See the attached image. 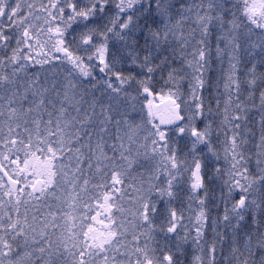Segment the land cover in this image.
<instances>
[{
  "label": "snow or ice",
  "instance_id": "1",
  "mask_svg": "<svg viewBox=\"0 0 264 264\" xmlns=\"http://www.w3.org/2000/svg\"><path fill=\"white\" fill-rule=\"evenodd\" d=\"M0 264H264V0H0Z\"/></svg>",
  "mask_w": 264,
  "mask_h": 264
},
{
  "label": "rangeland",
  "instance_id": "2",
  "mask_svg": "<svg viewBox=\"0 0 264 264\" xmlns=\"http://www.w3.org/2000/svg\"><path fill=\"white\" fill-rule=\"evenodd\" d=\"M154 103H159V101H155ZM136 119L138 120V119H139V117H138V116H136ZM93 207H95V204H93Z\"/></svg>",
  "mask_w": 264,
  "mask_h": 264
}]
</instances>
